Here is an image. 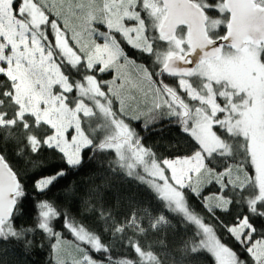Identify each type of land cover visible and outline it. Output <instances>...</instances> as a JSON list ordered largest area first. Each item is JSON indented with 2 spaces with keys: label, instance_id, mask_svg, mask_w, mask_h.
Instances as JSON below:
<instances>
[{
  "label": "snow or ice",
  "instance_id": "6c2138e0",
  "mask_svg": "<svg viewBox=\"0 0 264 264\" xmlns=\"http://www.w3.org/2000/svg\"><path fill=\"white\" fill-rule=\"evenodd\" d=\"M133 89L146 111L130 107ZM100 118L102 134L89 130ZM164 122L186 153L159 155L145 142L142 132L163 131ZM0 133V240L30 252V234L41 231L49 264H184L190 254L207 264H264V0H0ZM9 141L25 167L9 159ZM45 151L54 156L42 159ZM54 162L61 166L43 175ZM91 163L147 185L178 217L180 246L141 242L161 225L177 227L147 209L117 220L93 206L113 238L105 243L55 201L30 200ZM211 185L216 192L204 196ZM63 191L75 195V181ZM60 220L73 240L56 230ZM65 245L75 254L62 255Z\"/></svg>",
  "mask_w": 264,
  "mask_h": 264
},
{
  "label": "trees",
  "instance_id": "16d2710c",
  "mask_svg": "<svg viewBox=\"0 0 264 264\" xmlns=\"http://www.w3.org/2000/svg\"><path fill=\"white\" fill-rule=\"evenodd\" d=\"M126 51L129 57L134 59L137 64H150L148 59L142 57L130 48H126ZM114 74V72L106 73L104 74V78L110 79ZM168 79L171 80V78ZM146 110L145 108L142 111ZM89 122V130L96 129L98 134H102L101 127H96L98 121L91 120ZM141 127H138L137 130L142 131ZM158 127H162L164 130L142 132V135L145 136V142L149 146H153L154 150L159 155L166 156L172 154L176 151L173 147L177 148L178 151L182 153L187 152L188 144L180 137L178 130L174 126H168L167 122H164ZM2 135L3 134L0 133V138H2ZM7 143L9 159L12 160L14 164H17V167H25V161L23 159H17L14 156L13 151L16 150L15 142L9 141ZM176 154H179V152ZM50 156H54V154L45 151L41 158L47 160ZM99 158L105 161L109 159V157L106 156H100ZM60 166L61 164L58 162L51 163L47 169H42L41 173L43 175H48L51 171L56 170ZM90 174L92 175L91 180H89ZM73 181H75L76 191L75 195L70 196L67 195L63 189L68 187ZM96 186H100L99 193L88 197L87 194L89 189L95 188ZM213 192H216L215 185L207 186L203 189L204 196H208ZM45 199L53 200L57 205L66 208L68 213L84 226L98 234L103 233V240L105 243L111 242L113 238L109 233L103 232L105 221L99 219L97 212L92 210L93 206L99 208L102 205L106 210L111 211L117 220L128 215L134 208L140 211L147 209L153 217L160 214L168 217L173 225H177L176 228H173L172 225H161L159 230L149 231L147 236L140 237L142 243L151 244L157 251L163 250V246L159 243L160 241H164V244L167 245L169 249H172L179 247L181 238L185 237L183 229L179 226L178 217L170 214L162 207L154 198L147 185L141 183L134 177L127 176L122 171H111L107 163L102 167L97 166L95 163H91L88 167L79 170L77 173L70 174L68 177L64 178V180H61L58 187L52 188L44 194L32 192L30 196L31 201ZM85 199H90L92 205L86 207L84 204ZM189 199L197 212L201 215H207L199 200L191 195H189ZM26 212L27 216L24 219V223L31 225L33 223L31 217L35 214V209L31 203L26 205ZM232 212L235 214L236 209L233 208ZM217 215L222 214L217 212ZM224 218L230 220L231 216H225ZM148 222L149 219L146 216L145 225H147ZM61 223L62 220L56 222V230L63 231V236L66 240H73L70 233L60 228L59 225ZM257 226H264V221L257 220ZM29 238L33 240V246L30 252L24 249L22 243L0 240V264H49L52 260V255L46 234L41 231H35L33 234H30ZM224 239L228 240V237L225 235ZM41 244L43 247L40 246ZM125 255H131L130 251L125 252ZM176 258H180L178 254H176ZM184 264H207V260L204 256L190 254L184 258Z\"/></svg>",
  "mask_w": 264,
  "mask_h": 264
},
{
  "label": "rangeland",
  "instance_id": "374dc122",
  "mask_svg": "<svg viewBox=\"0 0 264 264\" xmlns=\"http://www.w3.org/2000/svg\"><path fill=\"white\" fill-rule=\"evenodd\" d=\"M125 72H126V73H127V74H128L133 80H135V78H136V72H135V69H134L133 66H128L127 68H125ZM127 94H128V93L126 92V95H127ZM131 95H133L134 97H136V99L133 100V101H129V105H130V107L133 108V109H136V108L139 107L140 110H144V109H145V107H144L145 101H144L142 95H141L139 92H137L135 89H133V90L131 91ZM93 120L98 121L96 127H97V128H100L101 125H102V123H103L102 118H100V119H93ZM89 124H90V122H88V125H89ZM89 127H90V126H89ZM74 254H75V253H74V250H73V248H72L71 246L65 245V246L62 248V255L70 256V255H74Z\"/></svg>",
  "mask_w": 264,
  "mask_h": 264
}]
</instances>
